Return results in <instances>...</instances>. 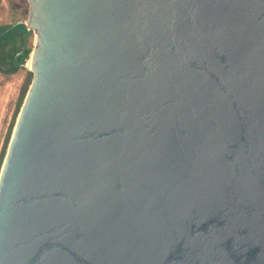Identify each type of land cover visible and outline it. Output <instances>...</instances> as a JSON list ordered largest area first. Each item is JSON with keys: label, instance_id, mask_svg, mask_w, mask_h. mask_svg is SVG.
<instances>
[{"label": "water", "instance_id": "obj_1", "mask_svg": "<svg viewBox=\"0 0 264 264\" xmlns=\"http://www.w3.org/2000/svg\"><path fill=\"white\" fill-rule=\"evenodd\" d=\"M26 2L0 264H264V0Z\"/></svg>", "mask_w": 264, "mask_h": 264}, {"label": "rangeland", "instance_id": "obj_2", "mask_svg": "<svg viewBox=\"0 0 264 264\" xmlns=\"http://www.w3.org/2000/svg\"><path fill=\"white\" fill-rule=\"evenodd\" d=\"M26 0H0V27L27 20ZM34 35L30 32L26 48L32 49ZM28 60V59H27ZM26 60V61H27ZM32 75L27 68H19L10 75L0 73V163L10 140Z\"/></svg>", "mask_w": 264, "mask_h": 264}, {"label": "trees", "instance_id": "obj_3", "mask_svg": "<svg viewBox=\"0 0 264 264\" xmlns=\"http://www.w3.org/2000/svg\"><path fill=\"white\" fill-rule=\"evenodd\" d=\"M13 24L0 27V73L4 75L14 74L20 68V64L25 63L29 57L30 49H25L24 53L18 57L16 54L21 47L27 43L31 31L24 25ZM3 161V159H2ZM2 162L0 163V167Z\"/></svg>", "mask_w": 264, "mask_h": 264}, {"label": "bare ground", "instance_id": "obj_4", "mask_svg": "<svg viewBox=\"0 0 264 264\" xmlns=\"http://www.w3.org/2000/svg\"><path fill=\"white\" fill-rule=\"evenodd\" d=\"M27 62H28V63H27V66H29V65H30V60H29V61L27 60Z\"/></svg>", "mask_w": 264, "mask_h": 264}]
</instances>
